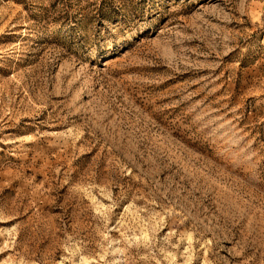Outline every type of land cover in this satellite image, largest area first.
Wrapping results in <instances>:
<instances>
[{
  "label": "rangeland",
  "instance_id": "374dc122",
  "mask_svg": "<svg viewBox=\"0 0 264 264\" xmlns=\"http://www.w3.org/2000/svg\"><path fill=\"white\" fill-rule=\"evenodd\" d=\"M0 264H264V0H0Z\"/></svg>",
  "mask_w": 264,
  "mask_h": 264
}]
</instances>
